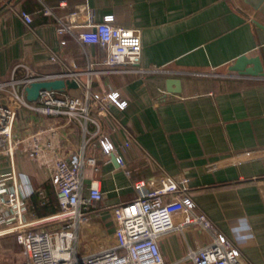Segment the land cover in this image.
<instances>
[{
	"label": "crops",
	"instance_id": "obj_1",
	"mask_svg": "<svg viewBox=\"0 0 264 264\" xmlns=\"http://www.w3.org/2000/svg\"><path fill=\"white\" fill-rule=\"evenodd\" d=\"M19 11L31 17L30 25ZM107 15L113 16L114 26L139 30V67L159 71L100 65L98 46L78 43L75 36L82 27ZM58 19L71 25L72 33L58 35ZM51 55L58 59L52 61ZM240 56L259 58L264 66V0H0V83L24 64L42 75L82 73L79 79L85 84L93 63L91 92L115 91L127 103L123 110L108 105L103 116L90 113L99 126L95 137L93 123L72 122L63 142L96 160V171L83 169L84 183L98 179L104 200L79 227L93 245H98L95 239L102 246L112 242L110 209L132 197L134 181L163 173L186 175L188 195L216 232L251 264H264V77L230 72ZM170 79L179 82V92L167 91ZM99 136L117 147L124 167L100 153L95 146ZM127 138L129 149L121 146ZM7 162L0 159V174L10 172ZM20 173L35 191L26 217H41L32 201L45 184L40 171L24 162ZM45 192L46 201L49 194L56 200L51 183ZM180 235L160 239L169 263L181 259L188 246L205 243L198 230L183 234L184 240Z\"/></svg>",
	"mask_w": 264,
	"mask_h": 264
},
{
	"label": "built area",
	"instance_id": "obj_2",
	"mask_svg": "<svg viewBox=\"0 0 264 264\" xmlns=\"http://www.w3.org/2000/svg\"><path fill=\"white\" fill-rule=\"evenodd\" d=\"M49 13L45 10V14ZM17 14L25 24L32 23L26 12ZM112 22L113 16L107 15L101 22L82 27L75 38L82 46H98L103 53L100 65L133 66L139 72L159 71L139 67V30L117 27ZM72 28L58 19L56 33H72ZM60 44L64 45V41ZM50 59L58 58L51 55ZM92 66L89 63L85 84L79 79L82 73L42 75L24 64L16 65L10 79L0 83V159H7L11 165L10 172L0 174V264H251L198 211L187 193V176L164 173L156 179L141 177L134 181L132 197L110 209L115 224L112 242L94 252L80 254V224L89 212L101 207L104 193L98 179H90L88 186L84 183L83 169L97 170L94 156L87 155L83 149L71 150L63 142L70 135L72 122L93 123L97 129L91 136L95 137L99 126L90 113L96 111L103 116L108 105L120 110L127 105L120 100L118 92L102 95L91 92L88 74ZM53 79H73L78 88L61 93L44 90L37 101L26 100L25 88L30 83ZM15 129L17 134L25 131L16 141ZM129 143L127 138L121 146L129 149ZM95 146L102 155L113 156L116 164L124 167L123 155L108 138L97 137ZM17 148L19 157L35 164L43 181H50L54 186L56 212L26 217L29 197L35 191L30 187L28 176L16 170ZM38 194L44 201V192ZM189 230L204 232L210 242L196 248L188 246L185 255L176 262L165 261L159 246L161 237L170 233L183 235Z\"/></svg>",
	"mask_w": 264,
	"mask_h": 264
},
{
	"label": "water",
	"instance_id": "obj_3",
	"mask_svg": "<svg viewBox=\"0 0 264 264\" xmlns=\"http://www.w3.org/2000/svg\"><path fill=\"white\" fill-rule=\"evenodd\" d=\"M230 72L250 77H264V66L259 58H247L245 56L237 57L232 65L229 66ZM167 91L172 93L179 92V82L170 79L167 81ZM173 85L175 89H169ZM78 85L75 80L70 79H53L45 81H35L25 88V97L28 102H35L41 91L64 92L66 90H75ZM173 90V91H172Z\"/></svg>",
	"mask_w": 264,
	"mask_h": 264
},
{
	"label": "rangeland",
	"instance_id": "obj_4",
	"mask_svg": "<svg viewBox=\"0 0 264 264\" xmlns=\"http://www.w3.org/2000/svg\"><path fill=\"white\" fill-rule=\"evenodd\" d=\"M24 130H21L18 134L16 133V129L14 130V133H13V137H14V141H16L17 139L19 138H22L23 137V134H24ZM19 149L17 148L16 149V154H15V164H16V170L17 172H20L22 171V167H23V164H24V160L22 158L19 157ZM2 161V160H1ZM7 168H9L11 170V165H10V162L8 161L7 162ZM181 236V240H184V236L180 235ZM189 236V234H188ZM202 238H204V241L205 242H210V237L205 234L204 232H202ZM79 238H80V246H82V249L80 250V254H85V253H89V252H94L96 251L97 249L101 248L102 247V241L100 240H96L95 239V242L98 243V245H93V241L91 244V241H88L86 240V235L84 233H79ZM90 244V246H89ZM89 247H90V250H89ZM1 254H0V258H1Z\"/></svg>",
	"mask_w": 264,
	"mask_h": 264
},
{
	"label": "trees",
	"instance_id": "obj_5",
	"mask_svg": "<svg viewBox=\"0 0 264 264\" xmlns=\"http://www.w3.org/2000/svg\"><path fill=\"white\" fill-rule=\"evenodd\" d=\"M50 181H45V184H44V189L43 188H41V190L40 191H42V192H44V191H46L45 193H49L50 192ZM52 184V183H51ZM37 196H38V192H37V194H36ZM40 196V195H39ZM38 196V197H39ZM47 197L49 198V199H47V201H46V197H45V201H42V199H41V197H39L38 199H37V197L36 198H34L32 201H33V205L36 207V208H38V206H40L41 205V207L43 206V205H46V206H44V207H42L43 209H36L35 208V210H37V214L39 215V216H43L44 214H51V213H54V212H56L57 211V209H58V207H57V201L55 200V196L53 195V194H49V195H47ZM43 202H45V204H43ZM28 205V204H27ZM33 206V207H34ZM28 207V206H27ZM40 207V208H41Z\"/></svg>",
	"mask_w": 264,
	"mask_h": 264
}]
</instances>
